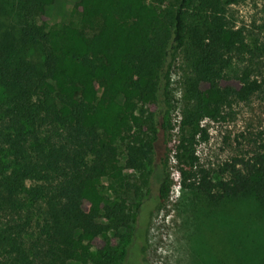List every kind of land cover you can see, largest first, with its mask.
<instances>
[{"label": "trees", "instance_id": "1", "mask_svg": "<svg viewBox=\"0 0 264 264\" xmlns=\"http://www.w3.org/2000/svg\"><path fill=\"white\" fill-rule=\"evenodd\" d=\"M55 2L0 0V264H138L170 177L156 200L147 189L132 204L104 194L102 181L131 191L125 171H145L173 129L177 54L181 188L210 209L250 201L264 217V142L216 172L196 156L209 140L203 122L264 92L263 55L230 12L237 0H79L73 12L98 28L92 37L74 24L50 28ZM215 236L192 264H264V237L246 246Z\"/></svg>", "mask_w": 264, "mask_h": 264}, {"label": "rangeland", "instance_id": "2", "mask_svg": "<svg viewBox=\"0 0 264 264\" xmlns=\"http://www.w3.org/2000/svg\"><path fill=\"white\" fill-rule=\"evenodd\" d=\"M78 1L56 0L48 7L46 16L49 27L74 24L89 37L97 33L98 28L92 30L86 27L80 15L73 12ZM230 12L237 26L245 30L254 47H258L257 53L263 55L261 61H264V0H237L236 4L230 6ZM185 71L183 57L177 54L167 100V121L173 129L160 134L153 158L145 161V171H125L135 187L125 191L114 186L113 190L109 181H102L104 194L112 199L124 198L128 204H132L147 189L150 190L149 198L156 200L164 177H170L169 198L157 207L150 219L146 248L142 250L138 264H192L191 258L195 253L201 256L207 253V245L213 242L214 235L239 236L238 241H243L246 246L250 245L251 238H260L263 242L264 217L252 202L229 203L219 209H210L201 205L193 193L181 188L179 167L182 163L177 158L176 148L182 136L180 120ZM203 125L209 140L196 146V156L204 168L216 172L226 162L247 156L264 142V92L228 108L223 121H205ZM189 133L187 130L185 135ZM118 148L121 164L126 165L125 143H118ZM144 182H147L146 187ZM137 187L139 189L136 191Z\"/></svg>", "mask_w": 264, "mask_h": 264}]
</instances>
